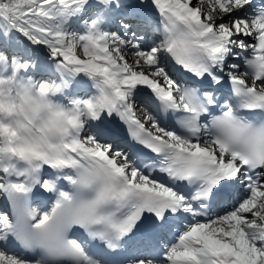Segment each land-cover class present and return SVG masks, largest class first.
I'll list each match as a JSON object with an SVG mask.
<instances>
[{"label":"snow or ice","instance_id":"snow-or-ice-1","mask_svg":"<svg viewBox=\"0 0 264 264\" xmlns=\"http://www.w3.org/2000/svg\"><path fill=\"white\" fill-rule=\"evenodd\" d=\"M0 264H264V0H0Z\"/></svg>","mask_w":264,"mask_h":264},{"label":"rangeland","instance_id":"rangeland-1","mask_svg":"<svg viewBox=\"0 0 264 264\" xmlns=\"http://www.w3.org/2000/svg\"><path fill=\"white\" fill-rule=\"evenodd\" d=\"M85 18H87V17H85ZM82 24H83V21H81V22H79L78 24H77V22H76V24H72V26H71V30H78V29H80L81 27H82ZM37 51H39L40 53H41V55H44L46 52H47V49H41V48H37ZM37 80H39V79H41V77H35ZM46 80H48V79H46ZM49 80H53V78H50ZM87 84H91V82H90V80L89 79H83ZM88 81V82H87ZM66 95V94H65ZM64 95V96H65ZM69 96V95H68ZM67 96V97H68ZM70 97V96H69ZM68 97V98H69Z\"/></svg>","mask_w":264,"mask_h":264},{"label":"bare ground","instance_id":"bare-ground-1","mask_svg":"<svg viewBox=\"0 0 264 264\" xmlns=\"http://www.w3.org/2000/svg\"><path fill=\"white\" fill-rule=\"evenodd\" d=\"M127 59L129 60V61H131L132 59H133V57L131 56V55H128V57H127ZM79 76H81V77H85L86 79H88L86 76H84L83 74H81V75H79ZM80 78V77H79ZM80 80H81V78H80ZM88 82V81H87ZM91 82V81H90ZM92 83V82H91ZM92 95H95V91H94V94L92 93ZM60 99H58V101H59ZM61 102H63V103H65L66 102V99L65 100H60ZM139 114V113H138Z\"/></svg>","mask_w":264,"mask_h":264},{"label":"trees","instance_id":"trees-1","mask_svg":"<svg viewBox=\"0 0 264 264\" xmlns=\"http://www.w3.org/2000/svg\"><path fill=\"white\" fill-rule=\"evenodd\" d=\"M5 2H7V0H5Z\"/></svg>","mask_w":264,"mask_h":264}]
</instances>
